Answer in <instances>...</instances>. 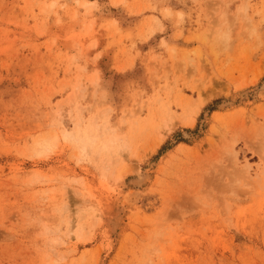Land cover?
Wrapping results in <instances>:
<instances>
[{
	"label": "rangeland",
	"instance_id": "1",
	"mask_svg": "<svg viewBox=\"0 0 264 264\" xmlns=\"http://www.w3.org/2000/svg\"><path fill=\"white\" fill-rule=\"evenodd\" d=\"M263 83L264 0H0V264H264Z\"/></svg>",
	"mask_w": 264,
	"mask_h": 264
},
{
	"label": "bare ground",
	"instance_id": "2",
	"mask_svg": "<svg viewBox=\"0 0 264 264\" xmlns=\"http://www.w3.org/2000/svg\"><path fill=\"white\" fill-rule=\"evenodd\" d=\"M262 92H264V83H263V85L261 86V88H260V91L258 90V94L257 95H259L260 93H262ZM200 104H203V101L200 103ZM222 105H224V106H228V105H230V103H228V102H224ZM221 105V106H222ZM190 122H192V121H190ZM188 124H189V122H187ZM185 136L186 137H189V134L188 133H186L185 134ZM148 179H149V175H148V173H142V174H140L139 176H137L136 178H134L133 180V182L135 183V184H137L138 186H141L142 184H144L146 181H148Z\"/></svg>",
	"mask_w": 264,
	"mask_h": 264
}]
</instances>
